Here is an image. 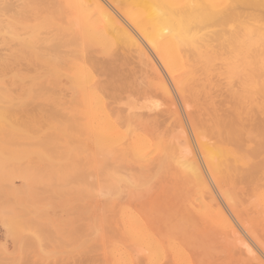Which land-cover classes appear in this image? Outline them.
I'll return each instance as SVG.
<instances>
[{
	"label": "bare ground",
	"instance_id": "6f19581e",
	"mask_svg": "<svg viewBox=\"0 0 264 264\" xmlns=\"http://www.w3.org/2000/svg\"><path fill=\"white\" fill-rule=\"evenodd\" d=\"M14 1L0 0V45L9 46L11 50L6 58L0 53V137H32L33 131L49 136L46 142L61 157L58 168L61 170V162H65L63 158L67 155L66 168L73 181L88 179L90 174L87 173L93 170L97 154L105 149L112 155L115 151L121 155L114 159H123L129 154L139 174L119 176L114 170L110 173L111 179L129 184L141 180L149 182L159 179L166 171L171 180L183 184L186 199L181 197V200H189L182 203L189 205L190 212L188 205L180 203L187 212H181L176 205L177 215L180 212L179 215L185 216V213L187 217L190 215L187 213H193L191 215L208 230L206 234H210L205 239L213 237L214 240L217 235L219 241H216L224 242L235 260L242 259L241 264L246 261L247 264H264V0H17L19 4ZM95 53L122 55L119 59L136 54L138 62L148 66L153 74L150 85L156 90V98L142 100L145 102L142 104L128 103L123 109L124 115L122 110L110 109L96 82ZM23 62L31 65L33 71L17 67ZM62 75L68 77L76 93L72 106L64 107L48 90V83H57ZM215 77L225 81L217 82ZM37 102L55 107L38 112L40 121H45L43 125H37L36 119L26 124L16 121L19 111L26 113L25 106ZM142 109L155 110L154 113L160 110L158 116L168 115L173 119L172 126L160 130L146 124L140 117ZM178 130L182 135L177 134ZM79 138L81 145H76ZM90 139L96 148L91 153L92 165L80 167L75 161L82 151H87L86 143ZM134 166L130 165L131 169ZM94 174L90 175L89 182ZM65 176L67 178V173ZM93 181L91 186L97 180ZM180 190L176 193L177 201L182 195L178 194ZM185 217H182L184 221H192ZM138 220L136 224L142 225ZM197 220L193 218L191 224ZM178 221L174 222L183 230L188 228L189 225L186 227ZM136 224L135 227H139ZM162 225L158 224L160 236L165 234L161 233L162 228H167ZM143 226H140L142 230ZM169 228L167 232L174 235L175 229ZM139 229L135 228L137 232ZM145 230L143 232L153 240V235ZM139 235L136 236L141 238L139 242H144L145 236L141 235L142 239ZM79 236L80 239L87 237ZM187 241L181 242L184 246L188 244L186 248L199 258L202 254L197 251L201 248ZM212 241L209 244L212 245ZM154 242L152 244L156 245L157 241ZM178 248V253L181 250L186 253L182 247ZM162 250L158 253L162 252L163 257ZM216 250H220L219 247ZM138 251L136 249V254ZM151 251L149 249V254ZM117 252L115 258L121 257L120 262H123L121 254H125V250L118 253L119 257H116ZM82 255L78 254L80 258ZM184 255H181L184 263L187 260L186 264H192ZM224 257L225 254L221 259ZM196 258L195 261L205 264L202 256Z\"/></svg>",
	"mask_w": 264,
	"mask_h": 264
},
{
	"label": "rangeland",
	"instance_id": "374dc122",
	"mask_svg": "<svg viewBox=\"0 0 264 264\" xmlns=\"http://www.w3.org/2000/svg\"><path fill=\"white\" fill-rule=\"evenodd\" d=\"M14 2L15 4L20 3V1L17 2V0H15ZM125 52L128 53L127 51ZM0 53L4 58L8 57L11 53L10 47L1 44ZM93 56L95 61L98 62V68L95 71V74L97 75L96 82L98 83L105 98L108 100L106 101L108 106L110 105V109L113 108L117 111L122 110L121 114L124 115L126 112L123 111V109H126V107H128V103L136 102L137 104H139L141 102L140 104H142L145 103L147 99L151 100V98H156V90L153 89L150 85L153 74L148 66L142 64V62L139 63L140 61L136 57V54L123 55L122 59H119L122 55L108 56L95 53ZM132 61L136 62L133 63ZM17 67L28 72L29 70L33 71L34 69L31 65L25 62L20 63L19 65H17ZM134 72L136 75H138L135 76ZM214 80L218 82L223 79L222 77H215ZM224 81L225 80H223V82ZM48 85L49 93L57 101L62 103L64 107L74 105V103L76 102V93L66 75H62L57 83L49 82ZM14 89L18 93L20 92L18 87L14 86ZM132 97L136 100L133 101ZM142 100H145V102H143ZM53 108H55L53 104H47L43 102L29 103L27 106H25V109L28 112L24 113L19 111L15 119L22 124L30 123L32 119H36L37 125H43L45 121H40L38 112L41 109ZM145 110L146 109H142L139 111H142L140 117L144 122H146V124H149L151 126L154 125L153 127H157L160 130L165 129L168 126H172L173 119L169 118L168 115H160L162 118L158 116L160 110H157L155 113V110H152L151 112ZM143 113H145L146 115ZM206 117L207 116H205V118ZM184 122L186 123L187 121ZM161 123L163 124L162 126H160ZM122 126L123 125L121 124V130H123L124 132L125 127ZM179 130L177 134L180 136L182 135V132ZM77 132L78 135L81 136L80 131ZM39 135L40 134H38L37 131H33L34 137H24L21 135L0 137V264H3L4 261L22 262V264H84V262H86L85 264H124L125 262L127 264H186L188 263L187 260L186 263H184L185 260H183L182 257L184 254L188 256L190 260H188L189 262H191L192 264H198L199 260H194V258H196L198 255L194 257V251L192 253L190 248H186L188 244L184 246V242H186L187 240L193 242L201 248L199 249L200 252L199 250L197 252L202 254L201 256L205 261V264H230L233 261V264H237L236 262H238V264L242 263L241 258L240 261H238L237 259L235 260L232 257L228 246L224 242H221V240L220 242H217L219 241L217 235L215 236L216 238L214 237L215 241L213 240V237H211L215 244L210 238L208 241L205 239L206 236L209 237L210 234L207 235L208 230L204 229L200 221L196 219L197 217H193L191 215L193 213H187V215L190 214L195 220H197V222L195 221L193 223L194 225L191 224L193 222V218L191 217L190 219V215L185 217V213V216H183L182 213L179 215L180 212H178L177 215L176 211L179 210H176L174 212L175 208L177 209L176 205H179L178 209H182L181 212H183L185 209L181 208L182 206L180 207V203H182L183 201L189 203V200H181V197H186V195H184V192L182 191L183 184L171 180L169 177L170 175L168 176L166 174V171L161 175L159 179H151L149 180V182L148 180H141L140 182L129 184L128 182L125 183L115 179H111L110 173L114 172V170H117V175L119 176H134L139 174L138 169L132 164V162H130L131 157L129 154H126L127 156L123 159H114V157H121V155H118V152L116 153V151L113 152L114 154L112 155L110 153V150L105 149L100 151L99 153L98 151H96L98 154L97 160L94 164V168H92L93 170H90V172L87 173V175H91L96 171V173L92 177V179L94 178V181L90 178L89 182L90 175L88 176V179H85L86 182L84 180H82V182L78 180L73 181L72 179L71 181L68 168H66L67 155L63 153L65 155L63 158L65 159V162H61L60 170V168L58 167H60L59 158L61 159V157L56 149L54 150V148H51L52 146H49L48 142H46L45 140H48L49 136L46 137ZM41 140H43V142H40ZM5 141H8V143L5 144ZM75 144L81 145L80 138L79 142L75 141ZM46 146L47 148H45ZM86 147L89 154L87 151H82V153L75 161L78 165H80V167H88L92 165L91 153L93 152V150H96V148L91 139L87 141ZM86 153L88 154V156ZM117 165L119 167H117ZM130 165L131 167L134 166V168L131 169ZM64 169L66 170V172H63ZM170 169L171 168H169L167 172L170 171ZM66 173L67 178L65 176ZM166 176L168 177L166 178ZM95 180H97L98 182H95ZM91 181H93V183L95 182L93 185L96 188L94 186H91ZM142 184L145 186H143ZM72 185L74 186L72 187ZM132 185L134 188L132 187ZM154 186L156 188H153ZM170 186L172 187L169 188ZM118 187H120L122 191ZM150 188L152 189V192ZM142 189H145V192ZM176 189L183 192L180 193V191H178L179 196L182 194L179 197L180 201L178 200L179 204L176 200V198L178 199V196H176ZM172 190H174L173 194ZM103 191L105 193L108 192L105 195H107L109 198L111 196V198L109 199L107 196L103 195ZM116 192H121V195L120 193H118V196L120 198L117 196ZM168 192L170 196L168 195ZM140 193H143V195H141ZM137 194H140L139 198ZM136 197L137 200H134L136 199ZM132 200H134L135 202L133 203ZM187 203H182V205L186 206L188 205ZM171 208L173 209L172 212ZM186 208H188V212H190L189 205ZM141 209H143L144 211ZM185 212L187 211L185 210ZM174 213H176L177 216H173ZM128 214H130L131 216L133 215L132 217H134L135 215L138 217H134V219L137 218L134 221V219ZM172 216L174 219H171ZM182 217L189 218V220L192 221H188V219L184 221L185 219H182ZM138 218L140 222H142V225H144L143 230H145V227L146 233L150 232L153 235V240L152 237H147L142 228H140V226L142 225L136 224ZM149 218L152 221L149 222ZM94 219L97 221H95ZM173 220H180V222H183L186 227L187 225L190 226L191 224L190 227L192 228L188 226V228H185V230H183L184 228L182 229L181 227H179L178 223L174 222ZM166 222L168 223L167 226ZM186 222L189 223L185 224ZM135 224L139 227H135ZM154 224L157 225V227H155ZM158 224H163V227H170L169 229H171V227L174 228V231L176 232L175 233L173 231L175 236L172 233H169L170 231L167 232V228H162V232H160L165 234H161L160 236V234L157 233L159 231ZM92 228H95V231ZM135 228L140 229L137 232ZM154 229L156 230V232ZM128 232L130 236L132 235L131 237L127 234ZM83 233L85 234V236L87 235L88 238L85 237ZM150 233H148V235ZM211 233L215 234L213 232ZM88 234L90 235V237ZM93 234H96V236H93ZM262 234L264 235V231L262 232ZM79 235L85 237L86 240L84 238L80 239L82 237ZM137 235H139L138 237H142V239L143 236H145L143 239L144 242L140 243L139 241L141 238H137ZM165 235H167V237H165ZM147 238H149V240H147ZM179 240L184 242L182 243ZM204 240L207 242H205ZM145 241H147L146 243H148L150 246L152 243H155L154 241H157V244H152V247L150 248L147 246ZM211 241L212 245L209 244V242ZM116 242L118 244H116ZM137 242L139 244H137ZM203 242H205L206 247L205 244L203 246ZM80 243L82 245L85 243V247L83 245V249L80 248L82 247ZM176 243L180 248L182 247L181 249H184L186 253H184L183 250H181V252L183 251L182 254H180L181 252L178 253L179 248ZM112 244H114L115 246H113ZM119 244H124L127 247L124 248L122 247L124 245ZM143 245L145 246L143 247ZM208 245L210 247H208ZM77 246L78 248H76ZM106 246L109 247L107 248ZM139 246L142 247V250L147 249L146 246L150 249V251L152 249V254L151 252L149 254V249L142 251L140 249L141 247ZM154 246H159L160 249L159 247L155 248ZM211 247H213L215 250L219 247L223 254L220 253V250L215 251ZM197 248H195V251L197 250ZM74 249L76 252L74 251ZM136 249L137 251L139 250L137 254ZM160 250L163 251V257L162 252L158 253V251ZM217 251L219 252V254ZM116 252V257H119L118 253H128L126 256L129 263L127 262V259H125L126 257L123 253L121 254V256H123L124 263L120 262L122 260L121 257H119V259H116L114 256ZM153 252H156V254H153ZM134 253L136 254V256ZM78 254L80 256L83 254L82 258L84 260L80 258ZM224 254L225 257L221 259ZM139 255L141 256L139 257ZM201 256L199 255V258H197L201 259ZM136 259H138L137 262ZM154 260L159 261L155 263ZM81 261L83 263H80ZM201 262L203 263V261ZM252 263L253 262H248V264ZM243 264H247V261L243 262Z\"/></svg>",
	"mask_w": 264,
	"mask_h": 264
},
{
	"label": "snow or ice",
	"instance_id": "6c2138e0",
	"mask_svg": "<svg viewBox=\"0 0 264 264\" xmlns=\"http://www.w3.org/2000/svg\"><path fill=\"white\" fill-rule=\"evenodd\" d=\"M3 264H22V262L4 261Z\"/></svg>",
	"mask_w": 264,
	"mask_h": 264
}]
</instances>
